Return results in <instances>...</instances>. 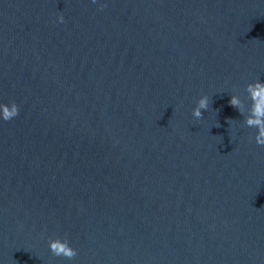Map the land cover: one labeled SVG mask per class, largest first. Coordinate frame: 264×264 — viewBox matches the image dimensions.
<instances>
[{
  "label": "water",
  "instance_id": "obj_1",
  "mask_svg": "<svg viewBox=\"0 0 264 264\" xmlns=\"http://www.w3.org/2000/svg\"><path fill=\"white\" fill-rule=\"evenodd\" d=\"M257 80L264 0H0V264H264Z\"/></svg>",
  "mask_w": 264,
  "mask_h": 264
},
{
  "label": "clouds",
  "instance_id": "obj_2",
  "mask_svg": "<svg viewBox=\"0 0 264 264\" xmlns=\"http://www.w3.org/2000/svg\"><path fill=\"white\" fill-rule=\"evenodd\" d=\"M95 2L96 0H93V3ZM58 19L61 23L64 22L63 16L58 17ZM245 90L252 101L248 115H244L242 102L237 95H231L229 104L244 116V124L247 127L257 129V133L254 137L255 142L257 145L264 146V83L259 80L248 83ZM208 108L209 98L206 95L202 96L198 100L197 106L193 109V117L196 119L202 118V110L207 111ZM18 114L19 108L15 102H11L10 104H0V119L9 121L15 118ZM230 121L233 120L228 119L227 123L229 124ZM48 244L51 253L56 257H63L72 260L77 256V251L70 246L66 238L63 240L60 238L50 239Z\"/></svg>",
  "mask_w": 264,
  "mask_h": 264
}]
</instances>
